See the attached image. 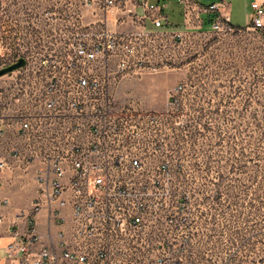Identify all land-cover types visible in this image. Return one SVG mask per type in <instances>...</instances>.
<instances>
[{
  "label": "built area",
  "instance_id": "1",
  "mask_svg": "<svg viewBox=\"0 0 264 264\" xmlns=\"http://www.w3.org/2000/svg\"><path fill=\"white\" fill-rule=\"evenodd\" d=\"M170 1L177 21L165 11ZM250 8L248 28L264 33V2ZM6 22L22 31L16 53L0 54V68L18 58L24 65L1 76L0 136L16 125L20 144L7 155L32 166L33 210H45L47 226L46 235L33 221L24 234L12 229L6 258L203 264L192 257L205 248L198 227L205 214L192 182L177 176L181 116L167 114L184 88L172 87L162 111L121 97L120 88L168 70L187 38L234 29L227 0H0V41ZM22 37L30 48L60 52L36 56ZM6 166L0 158V170Z\"/></svg>",
  "mask_w": 264,
  "mask_h": 264
},
{
  "label": "rangeland",
  "instance_id": "2",
  "mask_svg": "<svg viewBox=\"0 0 264 264\" xmlns=\"http://www.w3.org/2000/svg\"><path fill=\"white\" fill-rule=\"evenodd\" d=\"M168 62L164 72L125 80L120 96L162 111L172 87L184 88L180 104L167 106V114L181 116L183 145L175 156L182 167L177 176L192 182L198 211L205 214L198 222L205 248L196 249L192 259L264 264L262 33L235 27L191 36ZM209 246L212 251L206 253Z\"/></svg>",
  "mask_w": 264,
  "mask_h": 264
},
{
  "label": "crops",
  "instance_id": "3",
  "mask_svg": "<svg viewBox=\"0 0 264 264\" xmlns=\"http://www.w3.org/2000/svg\"><path fill=\"white\" fill-rule=\"evenodd\" d=\"M203 2L210 0H201ZM229 5V21L234 27H249L251 20L252 2L263 3L264 0H227ZM176 5L170 1L165 11L173 21L178 20ZM237 24V25H235ZM238 24H243L238 26ZM4 37L0 41V54L13 55L19 45L20 31L17 23L6 22L3 24ZM23 44L28 52L36 56L44 57L46 53L56 57L60 48L54 46L48 49L30 48L27 46L29 40L22 37ZM263 62H264V33H262ZM6 86V77H0V89ZM19 145L16 136V125L9 127L5 134L0 136V158L7 160V166L0 170V264H17L16 259L8 260L5 254L6 245L13 240L12 229H17L24 234L33 221L34 228L40 234L46 235V212L33 210V201L36 193V185L33 178L32 166H26L7 155V149L12 145ZM56 227H51L50 232L54 234Z\"/></svg>",
  "mask_w": 264,
  "mask_h": 264
},
{
  "label": "water",
  "instance_id": "4",
  "mask_svg": "<svg viewBox=\"0 0 264 264\" xmlns=\"http://www.w3.org/2000/svg\"><path fill=\"white\" fill-rule=\"evenodd\" d=\"M23 65H24V60L22 58H18L15 62L0 68V77L13 70L18 69Z\"/></svg>",
  "mask_w": 264,
  "mask_h": 264
}]
</instances>
